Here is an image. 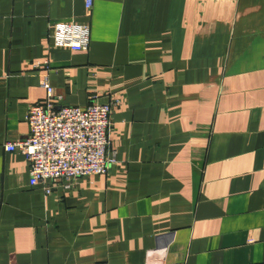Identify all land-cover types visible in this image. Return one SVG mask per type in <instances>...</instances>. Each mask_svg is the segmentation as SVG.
I'll return each instance as SVG.
<instances>
[{
  "label": "crops",
  "instance_id": "1",
  "mask_svg": "<svg viewBox=\"0 0 264 264\" xmlns=\"http://www.w3.org/2000/svg\"><path fill=\"white\" fill-rule=\"evenodd\" d=\"M45 76L62 105L122 100L109 172L48 196L4 148ZM161 259L264 264V0H0V264Z\"/></svg>",
  "mask_w": 264,
  "mask_h": 264
},
{
  "label": "built area",
  "instance_id": "2",
  "mask_svg": "<svg viewBox=\"0 0 264 264\" xmlns=\"http://www.w3.org/2000/svg\"><path fill=\"white\" fill-rule=\"evenodd\" d=\"M94 0H85L91 10ZM53 43L71 50H86L90 41L87 25L57 22L51 32ZM46 97L41 104L30 105L26 122V137L4 143L7 151H19L28 161L30 186L43 184L45 195L54 187L48 181L59 180L69 187L80 177L106 175L116 159L111 155L109 134L111 114L122 104L120 98L99 103L91 97L85 107L61 104L47 76L41 80ZM150 264H184L157 260Z\"/></svg>",
  "mask_w": 264,
  "mask_h": 264
}]
</instances>
